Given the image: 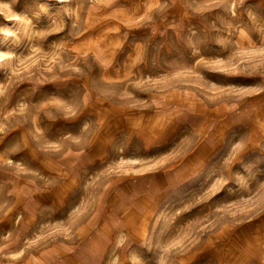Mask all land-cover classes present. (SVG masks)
<instances>
[{
    "label": "rangeland",
    "instance_id": "1",
    "mask_svg": "<svg viewBox=\"0 0 264 264\" xmlns=\"http://www.w3.org/2000/svg\"><path fill=\"white\" fill-rule=\"evenodd\" d=\"M0 264H264V0H0Z\"/></svg>",
    "mask_w": 264,
    "mask_h": 264
},
{
    "label": "bare ground",
    "instance_id": "2",
    "mask_svg": "<svg viewBox=\"0 0 264 264\" xmlns=\"http://www.w3.org/2000/svg\"><path fill=\"white\" fill-rule=\"evenodd\" d=\"M157 179V178H156ZM90 207V206H89ZM244 220V219H243ZM79 262V261H78Z\"/></svg>",
    "mask_w": 264,
    "mask_h": 264
}]
</instances>
